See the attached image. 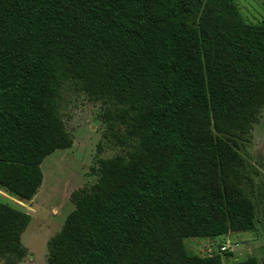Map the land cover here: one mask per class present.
<instances>
[{
    "label": "trees",
    "instance_id": "1",
    "mask_svg": "<svg viewBox=\"0 0 264 264\" xmlns=\"http://www.w3.org/2000/svg\"><path fill=\"white\" fill-rule=\"evenodd\" d=\"M75 78L120 106L134 145L100 158L96 181L72 192L48 264H222L219 254H187L183 240L253 224L243 159L211 127L233 129L264 97V20L246 22L235 0H0L7 196L30 200L42 159L71 145L59 104ZM29 221L0 201L9 263L27 255Z\"/></svg>",
    "mask_w": 264,
    "mask_h": 264
},
{
    "label": "rangeland",
    "instance_id": "2",
    "mask_svg": "<svg viewBox=\"0 0 264 264\" xmlns=\"http://www.w3.org/2000/svg\"><path fill=\"white\" fill-rule=\"evenodd\" d=\"M235 2L246 22L264 20V0ZM60 91V118L71 145L55 149L42 159V180L30 200L7 196L0 188V195L8 199L0 197V201L30 215L21 235L27 255L16 263H9V257H0V264H48L47 242L74 208L72 192L96 181L100 158L124 153L134 145V140L125 137L126 125L117 117L120 106L107 97H98L76 78L65 81ZM211 130L230 142L243 159L237 173L241 174L243 192L252 201L253 224L249 229H229L215 237H187L183 240L185 252L197 256L219 254L222 264L248 258L264 264V97L233 129ZM235 179L230 174L228 181Z\"/></svg>",
    "mask_w": 264,
    "mask_h": 264
}]
</instances>
